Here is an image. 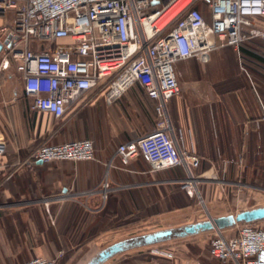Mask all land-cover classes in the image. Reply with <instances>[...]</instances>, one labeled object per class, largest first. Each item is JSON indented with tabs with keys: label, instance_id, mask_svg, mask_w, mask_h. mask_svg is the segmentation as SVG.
Wrapping results in <instances>:
<instances>
[{
	"label": "crops",
	"instance_id": "0c3cea01",
	"mask_svg": "<svg viewBox=\"0 0 264 264\" xmlns=\"http://www.w3.org/2000/svg\"><path fill=\"white\" fill-rule=\"evenodd\" d=\"M260 44L264 48V43ZM249 46L242 45L238 50L222 47L205 61L191 57L176 63L181 89L169 101L170 120L186 147L200 148L198 152L193 150L201 163H208L204 169L208 179L247 182L246 171L254 174L264 169V92L261 96V87L255 85H263L264 78L258 75L261 80L255 82L249 78L253 91L249 98L235 96L230 104L226 103L228 92L240 88L226 90L223 86L234 76L211 73L224 58L240 57L241 47ZM245 66L240 63L239 69L244 71ZM129 120L139 125L131 127ZM153 126L152 102L138 84L110 105L102 94L86 92L60 118L31 108V99L24 94L21 83L20 91L13 94L0 90V134L7 144L0 158V264H20L34 256L57 257V264L78 255L89 258L100 249L99 242L131 236L115 238L121 228L130 225L131 212L146 208L148 195L153 194L156 200L164 184L181 179L175 175L180 167L150 172L140 157L133 159L128 169L121 168L117 158L107 167L119 142ZM77 138L93 140L96 160L41 163L32 157L35 148L44 142ZM231 147L235 157L220 158L218 166L208 159L210 155L213 159L222 157L226 151L231 152ZM204 148H213V154ZM238 159L244 164L238 166ZM106 171L110 182L122 187L102 200L97 189ZM259 188L253 186L249 191L259 195ZM218 192L222 195L224 190ZM250 192L234 190L235 205L240 210L264 205V201L247 205L253 197ZM203 194L210 201L211 192L206 189ZM260 224L264 225V220ZM160 245L174 253L173 264H190L191 258L205 252L211 258L208 247L204 251L201 243L182 239L176 244L168 241L131 249L103 264H166L168 258L151 252Z\"/></svg>",
	"mask_w": 264,
	"mask_h": 264
},
{
	"label": "built area",
	"instance_id": "2783aa9c",
	"mask_svg": "<svg viewBox=\"0 0 264 264\" xmlns=\"http://www.w3.org/2000/svg\"><path fill=\"white\" fill-rule=\"evenodd\" d=\"M251 40L264 43V0H0V72L17 73L31 108L60 118L86 92L102 94L110 105L138 84L152 102L154 126L119 142L107 167L117 158L128 169L140 157L150 172L180 167L190 181L200 159L184 145L168 111L181 89L176 63L205 61L218 48L238 50ZM6 149L0 134V158ZM32 157L41 163L96 160L90 138L44 142ZM121 187L106 171L97 191L105 200ZM151 252L173 264L172 251ZM207 252L220 264H264V225L215 231ZM56 258L34 256L20 264H57Z\"/></svg>",
	"mask_w": 264,
	"mask_h": 264
},
{
	"label": "rangeland",
	"instance_id": "374dc122",
	"mask_svg": "<svg viewBox=\"0 0 264 264\" xmlns=\"http://www.w3.org/2000/svg\"><path fill=\"white\" fill-rule=\"evenodd\" d=\"M203 9H204L203 11L205 17L207 18V11H206L207 8L204 6ZM256 42L259 43V40L247 41L243 45H250ZM261 52L264 53L263 51ZM239 53L240 55L242 54L241 51ZM244 60L246 61V59H243V57L241 56L239 57L237 55L235 56L232 55V57L224 58L222 62H220L221 65L219 67H212L211 73L214 74L215 76L224 77L225 75L228 78H230V75L231 77L234 76V78H232V81L231 79H229L228 82L224 84L223 87L226 90H230L231 88L233 89V87L240 88V90L235 89L236 91H232V93L228 92V96L226 95L227 96L226 103L231 104L232 100L234 101V99L232 98H234L235 96L236 97L239 96L240 98L241 97L249 98L250 93L253 92L251 91L252 88L250 87L249 80L251 79L254 82L257 80H261V78H258V73L253 70V67L245 66L244 71L247 73L239 69L240 63L242 64ZM0 85L2 86V88H0L1 91H7L11 94H13L15 91H20V83L17 78V73L13 72L12 69L9 74L0 73ZM255 85L261 87L258 89L259 91L258 93L262 96L263 95L262 93L264 92V84L263 85L255 84ZM223 87L222 89H224ZM137 123L138 122L136 121H130V120L128 121V124L131 127L133 126V124L138 126L139 123L138 124ZM193 149L196 152L200 150V148H193ZM204 149H206L207 153L213 154V148H204ZM229 150L231 152L226 151V154L223 155L222 157H217V158L215 157L213 159V156L210 155L209 156L210 158L208 159L212 163H215L214 165L218 166L220 164L219 163L220 158L235 157L234 148L231 147L229 148ZM241 163L242 165L244 164L243 159L241 161L239 160L237 165L240 166ZM232 164L235 163L232 162ZM207 165L208 163L206 164L205 162L204 163L200 162L199 166L193 169L192 171V174L195 179L193 180L191 179V181L188 178V174H186V172L182 168H180L181 171L180 172L177 171L178 173L176 172L175 175L181 177L182 180L189 182L190 186L183 188L180 181L175 183H166L161 187L160 198L158 194L156 200H154L153 194L148 195L146 208L139 213L131 212V216L129 217L130 225L121 228L119 232L116 233L115 238L124 235H135L145 231L155 230L161 227L174 226L187 222H194L197 220L206 219L208 215L214 216L224 212L235 213L241 209V207L235 205L237 199L234 190L236 189H240L243 191V194H246L247 192H250L249 189L251 187L260 186L259 195L255 194L256 192L253 191L250 192L251 196L253 197L250 200H248L247 205H250L251 203L254 202L257 203L260 201H264V169L255 172L254 174L252 173V171H246L245 177L247 179V182H245L244 179L241 180V182H237V179L235 182H233V180L228 181L226 179H221L220 177H216L215 179L206 178V174H204V169H206ZM213 175L214 174H212L211 176ZM206 189H208V191L211 192L212 194L210 201L205 200V197L203 196L204 195L203 193L205 192ZM219 189L224 190L222 195L218 194ZM189 190L192 191V194L188 193ZM98 193L100 195L99 191ZM214 233L215 231H210L199 235L184 238V240L187 241L194 240L197 243H201L205 251L208 247L209 239L211 238V236L214 235ZM181 240L182 239H179L177 241H170V242L176 244L178 241L180 242ZM108 243L109 242H99L98 247L101 248L107 245ZM169 244L170 243H168V245ZM90 251L93 252L92 249ZM90 251L87 252V254L88 253L90 254L91 253ZM87 259H88L87 257L85 258L81 255H78L76 258H73L69 262H65V260H60L58 264H83ZM191 259L192 262L190 261L191 262L190 264H220L218 261H215L207 257L206 252L200 257H194Z\"/></svg>",
	"mask_w": 264,
	"mask_h": 264
},
{
	"label": "water",
	"instance_id": "95a60500",
	"mask_svg": "<svg viewBox=\"0 0 264 264\" xmlns=\"http://www.w3.org/2000/svg\"><path fill=\"white\" fill-rule=\"evenodd\" d=\"M264 220V205L210 216L206 219L131 235L111 242L97 250L83 264H103L122 252L163 242L184 239L210 231H221L239 225Z\"/></svg>",
	"mask_w": 264,
	"mask_h": 264
},
{
	"label": "trees",
	"instance_id": "16d2710c",
	"mask_svg": "<svg viewBox=\"0 0 264 264\" xmlns=\"http://www.w3.org/2000/svg\"><path fill=\"white\" fill-rule=\"evenodd\" d=\"M260 43L261 42L259 41V43L256 42V43L250 44V46L248 48L241 47V52H242L241 57H243V59H246V61L244 60V62H242L243 65L253 67V70L255 72H257L258 75H260L264 78V58H262L258 55H255L251 51V49L263 51L264 48L262 47V44H260ZM247 61H248V63H247ZM160 247H162V246L160 245Z\"/></svg>",
	"mask_w": 264,
	"mask_h": 264
},
{
	"label": "flooded vegetation",
	"instance_id": "af4514ba",
	"mask_svg": "<svg viewBox=\"0 0 264 264\" xmlns=\"http://www.w3.org/2000/svg\"><path fill=\"white\" fill-rule=\"evenodd\" d=\"M251 51H252L255 55H258V56L264 58V53H262L261 50H254V49L252 50V49H251ZM263 52H264V50H263Z\"/></svg>",
	"mask_w": 264,
	"mask_h": 264
}]
</instances>
